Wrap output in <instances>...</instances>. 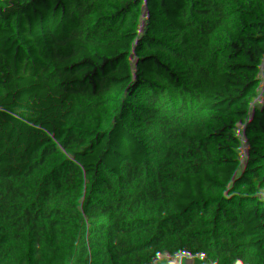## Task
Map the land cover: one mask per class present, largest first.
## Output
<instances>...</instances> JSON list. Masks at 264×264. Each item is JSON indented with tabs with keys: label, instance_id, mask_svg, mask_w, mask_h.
Segmentation results:
<instances>
[{
	"label": "trees",
	"instance_id": "obj_1",
	"mask_svg": "<svg viewBox=\"0 0 264 264\" xmlns=\"http://www.w3.org/2000/svg\"><path fill=\"white\" fill-rule=\"evenodd\" d=\"M127 26L173 73L264 58V0H136ZM115 75L88 7L0 0V264H264V163L217 193L264 82L195 97Z\"/></svg>",
	"mask_w": 264,
	"mask_h": 264
},
{
	"label": "built area",
	"instance_id": "obj_2",
	"mask_svg": "<svg viewBox=\"0 0 264 264\" xmlns=\"http://www.w3.org/2000/svg\"><path fill=\"white\" fill-rule=\"evenodd\" d=\"M62 6L64 7H73L76 5H81V6H86L88 7V13L91 14L96 18V20L100 21L101 19V9L98 7H91L86 0H57ZM124 40V37H123ZM126 40V39H125ZM129 48H127V45L125 43V48L124 53H123V61L125 64L132 69H134L137 72H140L141 74L150 76L151 71L155 70L161 73L164 77H166V80H161L169 83H174V84H179L183 85L185 82H201L205 81L207 79V76H195L193 74L191 75H185L182 73H173L169 71L165 65L160 62L156 57L151 56H145L142 54L139 49L133 45H129ZM129 49L133 52L134 56L139 60V64L134 63L133 60L130 58L128 55ZM155 78V77H153ZM114 79L116 81L122 82L123 80L116 74L114 76ZM158 79V78H155ZM160 80V79H158ZM169 80H178V82H172ZM256 87H263L262 84H257L255 85ZM101 92L100 89H96L93 91L92 94H99ZM101 104L104 105V101L101 100ZM261 143H264V128L259 132L258 136L254 137L251 139L250 144L243 150V152L235 157L233 159V163L230 169H228L224 173V178L222 183L220 184L217 193L224 189H228L231 186L237 185L241 178L244 176L243 172H238L237 174L233 173L235 171V168L239 167H248V168H253V167H260L264 163V150L260 146ZM216 200L217 197L216 195L213 197V214H212V227L209 229L207 236H215L217 233V228H216V221L220 213L222 212L221 209H218L216 207ZM199 261V256L195 255L193 256L189 264H198Z\"/></svg>",
	"mask_w": 264,
	"mask_h": 264
},
{
	"label": "water",
	"instance_id": "obj_3",
	"mask_svg": "<svg viewBox=\"0 0 264 264\" xmlns=\"http://www.w3.org/2000/svg\"><path fill=\"white\" fill-rule=\"evenodd\" d=\"M135 2L136 0H126L125 6L123 8L120 17V22L118 24L116 31L110 37H107L105 35L106 47L111 64L116 74L124 82L147 87L149 89L156 91L197 97L217 91L223 87L231 86L234 83H236L237 80L246 76L256 74L264 69V58H262L258 61L241 66L240 68L230 69L221 72L215 78L209 80L206 83L205 87L210 88L211 90L205 93H199L195 91L192 86L179 85V84L161 81L135 71L131 67L127 66L125 62L121 60V58L118 55V43L120 39H123L125 28L127 26L128 17Z\"/></svg>",
	"mask_w": 264,
	"mask_h": 264
},
{
	"label": "rangeland",
	"instance_id": "obj_4",
	"mask_svg": "<svg viewBox=\"0 0 264 264\" xmlns=\"http://www.w3.org/2000/svg\"><path fill=\"white\" fill-rule=\"evenodd\" d=\"M124 6L125 5H123V8H124ZM120 8H121V13L118 14L117 19H120L122 11H123V8L121 7V5H120ZM130 22H131V20H130ZM110 23H111V21H110ZM104 27L105 26L102 27V30H105ZM112 28H113V26L110 25V27L107 30L108 33L103 31L104 35H106L107 37L112 36V34L116 31V30H113ZM123 37H124V44L123 45H124V49H126L125 48V43H126L125 39H126V37H125V35ZM127 48H129V47L127 46ZM128 55L130 56V58L133 60L134 63H137V64L140 65L139 60L134 56L133 52L130 49H129ZM210 67H211V74L207 77V79L205 81H201V82H185L183 85L193 86L194 89L195 88L197 89V91L206 92V91L210 90V89H207L205 87L206 83L209 80H212L213 78H215L221 72H224L226 70L232 69L226 64V62L221 61L218 58L210 62ZM150 75L152 77L158 78L160 80H166L167 79L161 73H159L158 71H155V70L151 71ZM169 81L178 82V80H169ZM263 82H264V69L262 71L256 73V74H254V75L246 76V77H243V78H241V79L236 81V83L238 85H244V84L245 85H252V84L253 85H257V84H261ZM178 83H180V82H178ZM260 146L264 150V143H261ZM249 169L250 168L244 167V166L243 167H239V168L236 169V171L234 173L237 174L238 172H242V171L244 173V172H247ZM225 195H226V192L223 194V196H225ZM225 202H226V198L223 197V199H220V195H219L218 199L216 200V204L215 205H216V207L218 209L222 210L223 203H225ZM208 236H210V235H208Z\"/></svg>",
	"mask_w": 264,
	"mask_h": 264
},
{
	"label": "crops",
	"instance_id": "obj_5",
	"mask_svg": "<svg viewBox=\"0 0 264 264\" xmlns=\"http://www.w3.org/2000/svg\"><path fill=\"white\" fill-rule=\"evenodd\" d=\"M91 7H98L101 9V19L99 21V25L102 29L103 26L105 30H102L108 33V28L110 25L113 26V30H116L120 19H117L118 14L121 13V7L125 5L126 0H86ZM111 21V23H110ZM128 32L134 31V22L131 21L127 26Z\"/></svg>",
	"mask_w": 264,
	"mask_h": 264
},
{
	"label": "bare ground",
	"instance_id": "obj_6",
	"mask_svg": "<svg viewBox=\"0 0 264 264\" xmlns=\"http://www.w3.org/2000/svg\"><path fill=\"white\" fill-rule=\"evenodd\" d=\"M123 44H124V40L123 39H120L119 40V43H118V55L121 58V60H123V53H124V45ZM193 89H194V87H193ZM207 89H210V88H207ZM194 90L197 91L196 88ZM197 92H199V93H205V92H200V91H197ZM206 92H208V91H206Z\"/></svg>",
	"mask_w": 264,
	"mask_h": 264
}]
</instances>
